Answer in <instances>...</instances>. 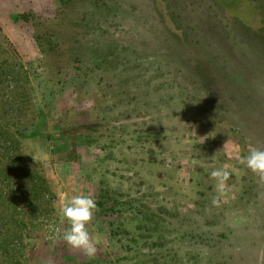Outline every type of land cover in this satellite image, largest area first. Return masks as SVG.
<instances>
[{
	"label": "rangeland",
	"instance_id": "rangeland-1",
	"mask_svg": "<svg viewBox=\"0 0 264 264\" xmlns=\"http://www.w3.org/2000/svg\"><path fill=\"white\" fill-rule=\"evenodd\" d=\"M68 1L0 0V122L14 123H0V264H264V183L239 163L264 149V0H234L242 18L217 0ZM17 159L44 174L49 206L19 200ZM215 168L230 172L219 207ZM101 181L167 221L132 244L134 225L112 238L119 218L94 214L90 260L63 241L60 208Z\"/></svg>",
	"mask_w": 264,
	"mask_h": 264
},
{
	"label": "trees",
	"instance_id": "trees-1",
	"mask_svg": "<svg viewBox=\"0 0 264 264\" xmlns=\"http://www.w3.org/2000/svg\"><path fill=\"white\" fill-rule=\"evenodd\" d=\"M68 2H69L68 0H63L64 5H68L69 4ZM217 3H219L221 6L225 7L230 13H232V15H234L238 18H242V16L244 15V13H240L238 11V9L236 8V4L234 3V0H217ZM18 18H20L21 20L29 21L30 14L29 13H20V15H18ZM36 38L40 42V45H41L40 40L43 39V36L38 35V36H36ZM54 48H59V47L54 43H50L48 49L49 50H55ZM85 60H89V58L84 56V55H81L76 60L74 68L81 70L84 66ZM200 60L201 59L199 58V60H196V61L199 63ZM107 61H109L110 63H113V64L115 62L113 59H107ZM91 62H93V61H91ZM95 64H96L97 68H101L100 62H95ZM91 65H92V63H91ZM108 72H110L109 69H106V73L104 74V76L101 77L102 80H105L104 79L105 75L109 76ZM200 74L203 75V73H200ZM213 76H214L215 83H217V78H218L217 75L215 73H213ZM150 80H153V77H150ZM0 123H2L1 125L8 126L11 130L14 127V123L11 124V123L6 122V121L0 122ZM67 133H68L67 130L60 129L57 132L50 133L48 136L50 139L52 137L66 138ZM69 137H71V136H69ZM63 140L66 141V143H67L66 139H63ZM66 143L63 142V144H65V146H66ZM70 147H71V151L66 155V160H70V161L79 160V155L77 154L76 142L72 141ZM63 154L64 153L62 152L61 155H63ZM17 163H18L17 168L13 167V169H18V170L27 169L26 173H25L24 181L22 182L21 185L17 186L16 193L19 196L18 197L19 200L27 201L28 206H31V207H32V205L35 204V205H38V206H41L44 208L45 203L47 204L46 206H49V204L52 200L49 199V200L44 202V198H45L44 194L49 193L51 195L52 193H51L50 186L48 185L44 174H42V173H40V171L34 170V169H29L30 173H28L27 171H28L29 166L26 164L25 159H17V162H15L14 165H16ZM26 176H28V177H26ZM95 201H96L97 209H98L95 212V215L97 217L110 218V217L117 216V218H119V220H116V221L108 220L106 222V227H107L108 233L110 234V236L112 238H116L117 236H120L121 234H129L130 231L127 228L128 224L131 223L132 225H134V230L131 233L132 234V239H131L132 244L139 243V241H135V240H137V231L145 230L151 225H159L160 224L159 226H164V224H166L165 221H167L166 219L160 217L158 215V213L154 209H152L151 207H147V209H141L137 213H134V210L130 209L129 205L126 203V201H124L123 195L116 194L113 187H111L110 185H108L102 181L99 183L97 197H96ZM32 202H34V203H32ZM146 206L147 205L145 203L144 204L141 203V207L145 208ZM13 212H15V215L13 216L14 222H16L17 224H21L22 222L25 221V217H23L21 215L20 211H18L16 206L14 207ZM132 216H134V217H132ZM140 216H143V217H140ZM171 216H172V218H175L176 214L174 213ZM34 217L30 216L29 218L33 219ZM168 223L170 224V222H168ZM171 224L173 225V222ZM159 226H157V228L155 230H158Z\"/></svg>",
	"mask_w": 264,
	"mask_h": 264
},
{
	"label": "clouds",
	"instance_id": "clouds-1",
	"mask_svg": "<svg viewBox=\"0 0 264 264\" xmlns=\"http://www.w3.org/2000/svg\"><path fill=\"white\" fill-rule=\"evenodd\" d=\"M239 163L257 177L259 182L264 183V149L250 147L247 155L240 156ZM209 175L214 181L216 191L211 204L213 207H219L230 172L225 168H215ZM97 210L96 201L88 195H75L60 208V215L68 225L62 233L63 241L68 247L82 253L90 260L95 258L97 247L88 231V225Z\"/></svg>",
	"mask_w": 264,
	"mask_h": 264
}]
</instances>
